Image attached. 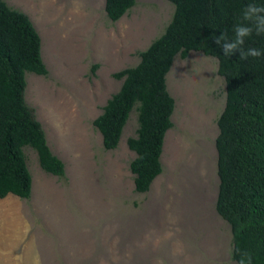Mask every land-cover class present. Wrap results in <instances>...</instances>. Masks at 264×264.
Masks as SVG:
<instances>
[{"label": "rangeland", "instance_id": "374dc122", "mask_svg": "<svg viewBox=\"0 0 264 264\" xmlns=\"http://www.w3.org/2000/svg\"><path fill=\"white\" fill-rule=\"evenodd\" d=\"M4 1L40 36L47 74L26 72L25 101L65 176L45 172L24 147L31 195L0 198V264H237L230 227L214 207L216 119L225 103L214 57L190 51L166 74L173 126L149 191L134 190L129 170L135 107L113 150L92 124L121 85L112 73L139 61L136 52L163 32L173 4L135 0L111 21L104 0Z\"/></svg>", "mask_w": 264, "mask_h": 264}, {"label": "trees", "instance_id": "16d2710c", "mask_svg": "<svg viewBox=\"0 0 264 264\" xmlns=\"http://www.w3.org/2000/svg\"><path fill=\"white\" fill-rule=\"evenodd\" d=\"M168 1L173 12L163 32L136 52L135 65L112 73L121 85L92 124L103 148L113 150L135 107V135L126 139L134 152L129 170L134 190L149 191L162 172L164 138L173 126L175 101L166 74L176 56L186 58L190 51L214 57L225 83V103L216 119L214 207L230 227L231 259L238 264L239 253L246 251L253 264H264V57L242 61L239 52L226 57L214 41L222 33L231 38L244 7L253 2L264 5V0ZM134 4L135 0H104V11L117 21ZM244 47L264 50V35H253ZM96 68L97 64L91 67V74ZM26 72L47 74L40 36L26 13L0 0V198L31 195L25 146L35 150L45 172L65 176L63 161L51 151L34 108L25 101Z\"/></svg>", "mask_w": 264, "mask_h": 264}, {"label": "clouds", "instance_id": "9594fccd", "mask_svg": "<svg viewBox=\"0 0 264 264\" xmlns=\"http://www.w3.org/2000/svg\"><path fill=\"white\" fill-rule=\"evenodd\" d=\"M232 32L233 36L231 38L226 33L214 38L216 45L222 50L224 56L230 57L239 52L242 61L264 57V50L255 47L245 49L244 47L245 42L253 35H264V5L255 2L247 4ZM239 256L238 264H253V257L250 253L242 251Z\"/></svg>", "mask_w": 264, "mask_h": 264}]
</instances>
